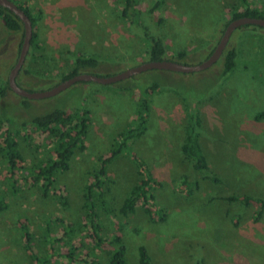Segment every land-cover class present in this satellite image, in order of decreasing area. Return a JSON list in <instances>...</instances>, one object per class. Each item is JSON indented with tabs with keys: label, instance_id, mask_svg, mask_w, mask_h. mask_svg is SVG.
Instances as JSON below:
<instances>
[{
	"label": "rangeland",
	"instance_id": "1",
	"mask_svg": "<svg viewBox=\"0 0 264 264\" xmlns=\"http://www.w3.org/2000/svg\"><path fill=\"white\" fill-rule=\"evenodd\" d=\"M14 1L33 17L35 43L28 47L15 79L19 86L35 91L57 83L77 53L94 55L99 66L89 72L102 75L146 61L148 36L163 40L165 59L183 53L181 62L196 64L219 38L228 9L244 7L238 0H161L147 13L155 0H140L141 14L133 27L121 16L119 0ZM247 3L264 6V0ZM21 39V32L7 30L0 20V87L16 60ZM226 47L236 49V67L225 75L220 74L218 59L209 68L190 73L154 69L110 84L78 81L40 99H25L6 88L0 97V141L5 120L19 127L17 141L24 168L18 171L19 186L14 191L0 156V197L6 204L0 211V264H32L21 245L20 221L28 224L33 248L42 257L49 255V240L61 235L60 228L65 224L72 228L70 239L62 235L56 247L63 252L68 243L76 244L79 261L85 258L87 263L56 257L48 264H107L112 233L122 237L127 264H138L140 245L152 264H264V208L255 221V204L220 198L264 195V119H253L255 112L264 109V28H236ZM140 96L148 100L145 129L126 151L107 163L106 207L100 213L103 241L96 242L80 226L85 221L82 187L91 179L97 156L106 153L117 142V134L131 125ZM54 108L86 109L88 127L84 149L74 151L68 169L56 175L55 189L42 196L30 174L51 148L46 134L28 120ZM190 112L200 118L194 128L207 171L194 170L179 150ZM137 160L160 183L152 186L150 205L153 210L164 209L161 220H150L141 204L127 216L117 212L140 178ZM210 175L218 182L211 181ZM182 177L188 185L196 181L198 187H190L187 193ZM61 190L66 206L57 197ZM50 218L58 222H51L46 237Z\"/></svg>",
	"mask_w": 264,
	"mask_h": 264
},
{
	"label": "trees",
	"instance_id": "2",
	"mask_svg": "<svg viewBox=\"0 0 264 264\" xmlns=\"http://www.w3.org/2000/svg\"><path fill=\"white\" fill-rule=\"evenodd\" d=\"M11 1H13L28 15L33 27V17L28 12V9L14 0ZM119 1L121 2V16L127 19V22L130 26L137 27V20L141 14V10L138 9L140 0ZM238 1L244 7L241 9H239L238 7H231L228 9L229 17L224 22L222 30L224 29L225 25L234 18L242 16L264 18V6L260 8L250 7L247 3V0ZM160 2L161 0L153 1L149 9H147V13L153 12L158 7ZM0 20L2 22V25L7 30L14 32L19 31L22 34V24L19 19L12 12L1 6ZM161 20L162 19L159 18L158 22H160ZM243 26L259 27L249 24ZM148 38L147 48L145 50L147 60L165 59V45L163 40L159 37L154 36H148ZM34 44V32L32 31L29 46L34 47ZM183 56V53H178L175 59L170 60L181 62V58ZM219 59L221 60L220 74L225 75L232 72L236 67V49L234 47L225 46ZM98 66L99 61L94 55L77 53L72 58L70 68L61 76H59L57 83L77 73L89 72L90 69L95 70L96 68H98ZM95 74L102 75L100 73ZM154 87L155 85L153 84L150 89H153ZM6 88L9 89L7 79L0 87V97L4 95ZM146 93L147 92H145V95ZM21 102L24 105L29 106L27 100L23 99ZM147 112L148 100L144 96H140L138 100L137 110L133 115V119L131 121L132 123H130L131 125L126 126L124 130L120 131L117 134V142L115 141L114 145H111L106 153L97 156L96 166L90 174L91 179H88V181L82 187V197L84 199L82 204L84 213L83 219L85 221H83L80 226L85 227L89 231L91 238L96 242L103 241L100 213L101 211L103 212L106 207V201L104 199L106 189L104 188V185L106 184L107 178V163L118 154L126 151V148L128 147L130 141L141 136L143 130L145 129ZM187 119L188 121L187 125L185 126L183 141L180 145L179 150L182 153L183 158L191 163V167L194 170L207 171L208 163L199 142V132L194 128V125L199 126L200 123L198 113L190 112ZM253 119L257 121L264 119V109L255 112V114L253 115ZM5 122L6 126L1 131L2 135L0 141V156L3 158L4 164L6 166V179L10 182L13 190L15 191L17 186H19L18 171L21 168H24L23 156L18 148L17 141L19 127L17 128L16 125H13L12 121L10 122L8 120H5ZM28 122L39 133L46 134V138L49 139L50 143V155L37 163L34 168H32L30 174V180L32 181V183L39 184L38 187L40 188L41 195L46 196L49 191H53L56 187V175L68 169L69 161L74 151L84 149V142L88 127V111L86 109H83L79 112H67L66 110L61 108H54L44 113L32 115L31 117H29ZM20 126L24 127L25 123H22ZM132 158H136V156L133 154ZM135 162L136 166L138 167L140 178L130 187L126 196L122 199L120 206L117 208V212L122 216H127L134 213L136 206L138 204H141L144 212L148 215L150 220H161L165 218V214H161L165 213L164 209L155 208V210H153L150 205V201L151 199H153V195L151 193L152 186H160V183L156 179H154L152 175L146 171V169L143 168V163L141 161L137 160ZM209 179L213 182H218V179L214 176L210 175ZM181 181L188 187L187 193L191 192L190 187L193 190L198 187L196 181L192 182L189 185L185 183L183 177L181 178ZM259 194L260 193L252 195L231 194L222 196L220 198L229 202H239L243 205H248L249 203L255 204L257 209L254 213L253 220L256 221L257 219H259L262 209L264 208V195L260 196ZM57 197L61 205H67L63 190H61V193L57 194ZM5 208L6 204L4 203L2 197H0V211L4 210ZM105 211L106 213H108L107 208ZM52 221L58 222V219L50 218L48 221H46V237L49 233H51L49 226L51 225ZM19 226L22 236L21 245L23 249L28 252L32 264H48V262L52 258L56 257H63L69 263H72L74 261L87 263V260L85 258H81L79 261V258L77 256L79 247L76 246V244L68 243L67 249L63 252H61L56 247V243L58 240L62 239V235L67 236V239H70L69 234L72 233V228L69 227L68 224H65L62 228H60L62 233L57 239L49 240L48 245L50 253L47 257L40 256L39 252L33 248L32 234L28 228V224L25 221H20ZM110 238L113 243L110 240L108 241L110 242L109 244L112 245V249L108 253L107 264H127L124 259V245L122 244V237L120 235H117L116 233H112ZM137 255L138 264H152L143 246L140 245L137 247Z\"/></svg>",
	"mask_w": 264,
	"mask_h": 264
},
{
	"label": "water",
	"instance_id": "3",
	"mask_svg": "<svg viewBox=\"0 0 264 264\" xmlns=\"http://www.w3.org/2000/svg\"><path fill=\"white\" fill-rule=\"evenodd\" d=\"M0 6L12 12L22 24V39L16 60L8 71L7 84L9 89L14 94L23 97L25 99H40V98H47L54 96L78 81H93L99 84H110L113 82L124 80L126 78H129L133 75L139 74L147 70H154V69L168 70L172 72H182V73L201 71L209 68L213 63H215L220 58L221 53L225 48L233 30L246 24L256 25L261 28H264V18L262 17L242 16V17L234 18L231 19L225 25L212 50L206 55L204 59H202L200 62L196 64H186L183 62H177L170 59L147 60L109 75H97L90 72L77 73L71 77H68L60 81L59 83L51 86L48 89L30 91L19 86L15 79L24 61L25 55L29 47V41L32 35V25L30 18L21 8H19L11 0H0Z\"/></svg>",
	"mask_w": 264,
	"mask_h": 264
}]
</instances>
